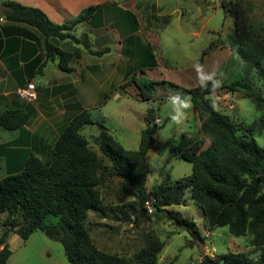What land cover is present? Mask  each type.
<instances>
[{
	"label": "trees",
	"instance_id": "1",
	"mask_svg": "<svg viewBox=\"0 0 264 264\" xmlns=\"http://www.w3.org/2000/svg\"><path fill=\"white\" fill-rule=\"evenodd\" d=\"M221 6L234 18L228 45L241 61V79L226 82L215 76L192 88L164 80L142 85L135 82L142 102L154 100L156 85L170 87L180 101L189 96L199 116L201 136L196 139L185 135L174 153L176 157L192 163V174L160 187L157 193L148 192V154L162 127L156 123V111L150 108L145 116L147 125L141 132L139 148L128 150L103 124L94 122L89 111L83 110L71 119L56 140L49 163L30 154L20 171L0 180V216L6 215L0 235V264H7L12 255L8 245L11 235L17 234L26 241L37 231L59 241L70 264H128L124 257L98 249L87 226L90 212L104 213L99 190L101 161L82 134L85 126L95 124L101 129L96 138L99 150L111 163L109 175L122 180L121 194L134 197L143 215H148L145 204L153 198L155 214L164 215L173 225L197 235L204 243L193 221L168 209L180 205L189 192L194 204L204 213L208 231L226 227L230 236L249 237L250 245L261 249L257 259H252L247 253L229 252L218 258L206 255L202 264H264V148L249 134L250 130L240 133L231 118L215 108L208 99L211 94L224 89L243 92L261 114L254 125L264 129V93L254 81L251 83L246 73L254 70L257 79L264 83L263 27L258 22H250L249 9L239 2L222 1ZM120 11L131 17L135 30L140 27L134 13ZM103 12V6H91L71 22L59 25L53 23L42 10L16 2H7L2 11L6 20L35 27L45 36L47 57L39 73L50 61H56L60 70L71 72L69 63L72 54L58 48L50 39H72L80 43V39L72 34L74 28L84 22L101 27ZM163 23L165 29L171 23L170 18H165ZM119 29L122 35L130 31ZM83 44L88 47V39ZM107 51L109 48L90 53L101 55ZM150 60L151 65L147 67L153 69L157 61L152 51ZM127 85H123L122 89ZM29 120L27 111L10 109L0 114V127L15 131ZM204 139L208 140V146H205ZM146 238L147 246L134 260L137 264H157L165 242L153 234Z\"/></svg>",
	"mask_w": 264,
	"mask_h": 264
},
{
	"label": "rangeland",
	"instance_id": "2",
	"mask_svg": "<svg viewBox=\"0 0 264 264\" xmlns=\"http://www.w3.org/2000/svg\"><path fill=\"white\" fill-rule=\"evenodd\" d=\"M115 1L122 3V7L136 1L135 9L133 6L132 8L140 21L142 33L149 31L153 38H157L151 40V51L158 60L159 68L151 74H142L137 68L130 70V73L120 69L119 73L104 86L99 98L95 100L91 97L85 98L82 104L83 107H88L94 122L106 126L110 134L129 150L139 148L141 132L147 125L144 117L148 110L153 108L156 111L159 115V118L156 115V123L159 126L162 124V127L157 133L155 145L148 154L147 191L157 193L160 187L192 174V163L176 157L174 149L180 145L185 135L196 139L201 136L199 116L190 99L186 97L179 101L170 87L156 85L155 100L149 102L137 101L134 99L136 96L133 98L130 95L134 94L135 90L139 92L136 81L142 85L160 81V77L184 87H196L215 76H220L226 82L241 79L243 76L240 69L241 61L228 45L234 18L221 6L222 1L229 3L231 0ZM232 1L239 2L249 9L250 22L260 23L264 35V0ZM165 18H170L171 23L163 29ZM77 31L81 42L88 32L82 31L81 27H78ZM139 37L142 39V35ZM148 38L152 39L151 36ZM211 44V48L204 55ZM94 59L98 62L100 57ZM246 73L251 83L254 81L264 93V83L257 79L255 71L248 70ZM44 78L37 76L35 83L41 85ZM51 79L54 77L51 76ZM124 82H127L128 86L126 89H122L121 86V90L118 91L122 95L120 102L112 100L111 98L116 95L115 89ZM124 91L128 93L124 94ZM137 98L139 99L138 95ZM208 99L215 108L231 118L240 133L250 130L249 134L264 148V129L254 125L261 114L243 92L224 89L211 94ZM105 102L108 104L102 108ZM166 118L169 120L164 122ZM100 130L97 124L87 125L82 130L89 146L97 152L101 161L102 181L99 190L104 213L90 212L87 220L91 238L98 249L124 257L128 264H137L135 256L147 246L146 236L153 234L165 242L157 264H202V259L206 255L218 258L229 252L247 253L252 259H257L261 249L252 247L249 237H232L226 227L208 231L204 213L194 204L189 192L180 205L168 209L178 212L197 225L204 238L203 257L196 243L200 240L197 235L179 229L159 213L143 215L134 197L121 194L122 180L109 175L111 163L101 154L96 142ZM204 142L205 146H208V140L204 139ZM44 159L51 161V156H47L45 152ZM3 176L0 169V177ZM5 218L6 215L0 216V235ZM32 235L27 241L20 237L18 243L9 241L10 249L14 250V253L7 264H70L59 241L50 239L42 231Z\"/></svg>",
	"mask_w": 264,
	"mask_h": 264
},
{
	"label": "crops",
	"instance_id": "3",
	"mask_svg": "<svg viewBox=\"0 0 264 264\" xmlns=\"http://www.w3.org/2000/svg\"><path fill=\"white\" fill-rule=\"evenodd\" d=\"M7 2L38 8L53 23L59 25L71 22L91 6L100 5L104 10L103 25L93 27L90 23L84 22L74 28L72 34L76 38L79 35L78 27L88 32L85 39H88V47L83 44L84 42L76 43L72 39L51 38L50 41L54 45L72 54L69 63L72 70L64 72L59 69L56 61H50L46 63L42 73H39L40 66L47 57L46 38L35 27L6 20L2 11ZM121 5L122 3L115 0H0V114L10 109L24 110L30 114L29 122L18 130L9 131L0 127V169L4 175L2 178L20 171L30 154L49 163L50 161L44 159L45 152L52 159L55 142L71 119L83 110L89 111L88 107H83V100L88 97L93 100L99 98L104 86L119 73L120 69L130 73L137 68L142 74H151L158 70L156 57L157 66L153 69L147 67L151 65V40L157 38H153L149 31L143 34L141 25L135 30V23L131 17L120 11L134 13L136 1L130 2L127 6ZM119 28L130 31L122 35ZM106 48H109V51L101 55L90 53ZM95 57H100V60L96 62ZM142 68H145L144 71ZM37 76L45 77L41 85L35 83ZM51 76L54 79H51ZM160 78L161 80L157 82L164 80L179 85L177 82ZM30 83L35 84L37 97L33 102H26L19 97L18 90ZM126 83L115 89L116 95L111 98L112 100L120 102L122 95L118 91ZM134 92L129 95L133 98L136 96L134 99L141 101L137 98L139 92L136 90ZM127 93L124 91V94ZM39 100L40 103L37 104ZM107 104L105 102L102 108ZM107 130L110 133L108 128ZM18 238L17 234H13L9 241L18 243ZM11 251L13 254L14 250Z\"/></svg>",
	"mask_w": 264,
	"mask_h": 264
},
{
	"label": "built area",
	"instance_id": "4",
	"mask_svg": "<svg viewBox=\"0 0 264 264\" xmlns=\"http://www.w3.org/2000/svg\"><path fill=\"white\" fill-rule=\"evenodd\" d=\"M18 95L22 100L26 102H33L37 97L35 84L30 83L25 88L19 89ZM145 208L149 215L154 214L156 211L155 199L153 198L149 199L145 204Z\"/></svg>",
	"mask_w": 264,
	"mask_h": 264
},
{
	"label": "water",
	"instance_id": "5",
	"mask_svg": "<svg viewBox=\"0 0 264 264\" xmlns=\"http://www.w3.org/2000/svg\"><path fill=\"white\" fill-rule=\"evenodd\" d=\"M85 39H86V37L81 39V42H84ZM196 243L199 246V251H200V253H201L202 257H203L205 255L204 243L201 240H197Z\"/></svg>",
	"mask_w": 264,
	"mask_h": 264
}]
</instances>
